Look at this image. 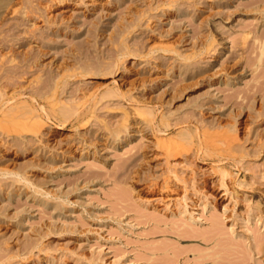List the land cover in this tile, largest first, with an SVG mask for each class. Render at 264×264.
<instances>
[{"label":"rangeland","instance_id":"1","mask_svg":"<svg viewBox=\"0 0 264 264\" xmlns=\"http://www.w3.org/2000/svg\"><path fill=\"white\" fill-rule=\"evenodd\" d=\"M0 63V264H264V0H0Z\"/></svg>","mask_w":264,"mask_h":264},{"label":"bare ground","instance_id":"2","mask_svg":"<svg viewBox=\"0 0 264 264\" xmlns=\"http://www.w3.org/2000/svg\"><path fill=\"white\" fill-rule=\"evenodd\" d=\"M43 1H44V0H43ZM40 2H41V1H40ZM54 2H55V1H54ZM53 4H54V3H53ZM51 8H52V7H51ZM31 17H32V16H31ZM3 53H4V52H3ZM13 55H14V54H13ZM1 56H3V55L1 54ZM4 56H5V55H4ZM26 57H27V56H26ZM3 58H5V57H3ZM2 61H3V60H2ZM117 61H118V60H117ZM0 64H1V63H0ZM118 66H119V65H118ZM9 69H10V68H9ZM24 69H25V68H24ZM7 70H8V69H7ZM11 70H12V69H11ZM25 70H27V69H25ZM4 71H5V70H4ZM4 71H3V72H4ZM20 71H21V70H20ZM16 72H17V71H16ZM18 72H19V71H18ZM26 72H27V71H26ZM1 73H2V72H1ZM10 73H11V72H10ZM4 74H5V73H4ZM12 75H13V74H12ZM16 77H17V76H16ZM3 78H4V77H3ZM9 78H10V77H9ZM6 81H7V80H6ZM6 81H5V82H6ZM9 81H10V80H9ZM14 81H15V80H14ZM14 81H13V82H14ZM3 83H4V82H3ZM18 84H19V83H18ZM5 86H6V85H5ZM8 86H9V85H8ZM10 86H11V85H10ZM17 86H18V85H17ZM19 86H20V85H19ZM24 86H25V85H24ZM11 87H12V86H11ZM15 87H16V86H15ZM15 87H14V88H15ZM21 87H22V86H21ZM19 89H21V88H19ZM7 90H8V89L6 88V91H7ZM13 90H14V89H13ZM20 91H21V90H20ZM1 92H2V91H1ZM4 92H5V91H4ZM9 92H10V91H9ZM11 92H12V91H11ZM11 92H10V93H11ZM10 93H9V94H10ZM21 93H22V92H21ZM21 93H20V94H21ZM0 94H2V93H0ZM9 94H8L7 96H9ZM11 94H14V93H11ZM3 95H4V94H3ZM15 95H16V94H15ZM1 97H2V96H1ZM3 97H4V96H3ZM11 97H13V99H12ZM17 97H18V96H17ZM34 97H35V96H34ZM4 98H6V96H5ZM14 98H15L14 96H11V95H10L9 98H8V97L6 98V99H7L6 101H8V100H10V99H12V101H13ZM4 100H5V99H4ZM23 100H24V99H23ZM23 100H22V101H23ZM10 101H11V100H10ZM12 101H11V102H12ZM24 101H25V100H24ZM33 101H34V100H33ZM19 102H20V101H19ZM19 102H18V103H19ZM34 102H35V101H34ZM9 103H10V102H9ZM13 103L16 104L17 102L15 103V101H13ZM18 103H17V104H18ZM42 103H43V102H42ZM10 104H11V103H10ZM10 104H9V105H10ZM17 104H16V105H17ZM4 105H5V101L0 102V116H2V114H4L3 116L6 117V114H8V115H9V113L11 114V111H10V110H12L13 108H15V107H14L15 105H13V106L11 105V106L3 107ZM19 105H20V104H19ZM19 105H17V106H19ZM43 106H44V105H43ZM43 108H45V107H43ZM18 109H19V108H18ZM14 110H15V109H14ZM8 112H9V113H8ZM21 115H23V113H22ZM24 115H25V114H24ZM9 117H10V116H9ZM18 117H19V116H18ZM23 117H24V116H23ZM0 118H1V117H0ZM7 118H8V117H7ZM10 118H11V117H10ZM14 118H15V117H14ZM12 119H13V118H12ZM1 120H2V119H1ZM1 120H0V122H1ZM4 121H5V120H4ZM8 121H9V120H8ZM6 122H7V120H6ZM10 122H11V120H10ZM13 122H14V121L12 120V123H13ZM38 122H39V121H37L36 123L38 124ZM1 123H2V122H1ZM1 123H0V124H1ZM8 123H9V122H7V126L5 125L6 123L4 124V126H3V124H2L1 126H3V128H6V127L8 128V127H9ZM15 123H16V122H14V124H15ZM40 124H41V123H40ZM10 125H11V127H13L11 123H10ZM35 125H36V124H34V126H35ZM38 125H39V124H38ZM5 126H6V127H5ZM34 126H33V127H34ZM15 127H16V126H15ZM39 127H40V126H39ZM0 128H2V127H0ZM3 128H2V129H3ZM34 128H36V126H35ZM10 129H11V128H8L7 130H10ZM13 129H14V128H13ZM3 130H4V129H3ZM5 130H6V129H5ZM7 130H6V131H7ZM14 131H15V130H14ZM16 131H19L18 128H16ZM6 133H7V132H6ZM9 133H10V132H9ZM19 133H20V132H19ZM15 135H16V134H15ZM18 136H19V135H18ZM21 136H22V135H21ZM15 137H17V136H15ZM232 137H233V136H232ZM232 137H231V138H232ZM234 137H235V136H234ZM228 139H229V138H228ZM3 147H4V146H3ZM7 149H8V148H7Z\"/></svg>","mask_w":264,"mask_h":264}]
</instances>
